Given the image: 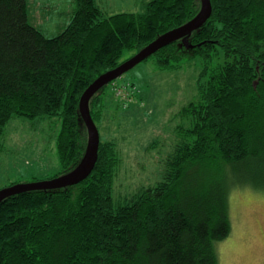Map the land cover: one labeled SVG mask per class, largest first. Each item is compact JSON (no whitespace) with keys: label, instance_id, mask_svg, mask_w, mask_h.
I'll use <instances>...</instances> for the list:
<instances>
[{"label":"trees","instance_id":"16d2710c","mask_svg":"<svg viewBox=\"0 0 264 264\" xmlns=\"http://www.w3.org/2000/svg\"><path fill=\"white\" fill-rule=\"evenodd\" d=\"M73 2L69 22L50 37L30 22L27 0H0V153L11 118L62 117V172L87 145L84 90L125 53L201 8V0H149L141 12L108 14L97 0ZM211 2L210 17L186 42L150 56L162 69L199 54L204 60L198 98L181 109L189 123L178 125L163 179L115 200L120 157L101 140L82 181L0 204V264H219L217 244L232 230V188L249 182L264 189V0ZM107 85L90 100L92 116Z\"/></svg>","mask_w":264,"mask_h":264},{"label":"rangeland","instance_id":"374dc122","mask_svg":"<svg viewBox=\"0 0 264 264\" xmlns=\"http://www.w3.org/2000/svg\"><path fill=\"white\" fill-rule=\"evenodd\" d=\"M148 1L97 3L114 14L141 12ZM27 5L30 22L50 37L64 29L74 8L73 0H27ZM136 53H125L123 61ZM222 60L220 53L214 61ZM203 62L199 54L181 59L179 68L162 69L152 56L101 92L92 117L101 140L114 143L120 157L114 179L115 200L132 197L163 179L166 158L180 141L178 125L189 123L181 118V109L198 98L197 78ZM62 124L58 116L11 118L2 137L6 149L0 153V188L64 173L56 147ZM84 129L87 133L85 122ZM243 184H236L229 195L232 230L217 244L219 264H264V189Z\"/></svg>","mask_w":264,"mask_h":264},{"label":"water","instance_id":"95a60500","mask_svg":"<svg viewBox=\"0 0 264 264\" xmlns=\"http://www.w3.org/2000/svg\"><path fill=\"white\" fill-rule=\"evenodd\" d=\"M211 13V0H201L200 11L193 18L179 26L161 33L147 45L138 50L137 53L132 57L121 62L115 68L107 70L99 75L84 90L80 98V113L87 127L88 140L86 150L80 158L79 162L73 168L58 176L37 181L17 182L9 186L0 188V204L8 198L17 194L33 190L48 191L51 189H58L76 184L85 179L92 172L97 163L101 141L99 128L94 121L90 110V100L92 96L95 95L101 88L109 84L111 81L120 77L124 72L149 58L160 48L179 39H182L186 42V38L190 36L193 31L200 28L210 17Z\"/></svg>","mask_w":264,"mask_h":264},{"label":"crops","instance_id":"0c3cea01","mask_svg":"<svg viewBox=\"0 0 264 264\" xmlns=\"http://www.w3.org/2000/svg\"><path fill=\"white\" fill-rule=\"evenodd\" d=\"M45 6H46V4H45Z\"/></svg>","mask_w":264,"mask_h":264}]
</instances>
